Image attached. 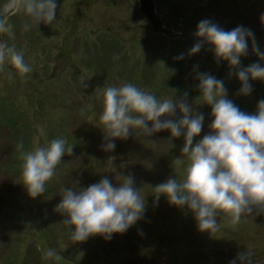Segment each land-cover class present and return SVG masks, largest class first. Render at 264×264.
<instances>
[{"label": "rangeland", "instance_id": "374dc122", "mask_svg": "<svg viewBox=\"0 0 264 264\" xmlns=\"http://www.w3.org/2000/svg\"><path fill=\"white\" fill-rule=\"evenodd\" d=\"M152 2L169 30L191 41L160 32L142 0H59L53 24L29 31L21 25L13 36L0 37L22 51L33 69L26 76L10 64L0 70V264H239L243 253L249 264H264V210L244 214L235 224L218 213L219 230L210 234L198 231L191 213L164 197L154 200L152 188L184 175L186 164L173 162L181 157L183 136L173 138L165 130L145 138L134 132L114 141V151L102 150L99 96L108 86L133 83L157 98L170 90L178 97L188 93L193 111L204 116L193 144L212 132L213 119L211 107L200 104L197 73L223 79L228 98L244 112L253 114L264 100V81H250L252 93L240 95L237 69L195 35L206 19L225 31L243 26L264 49V0ZM196 43H202L198 54L174 59ZM258 62L264 64L250 45L240 68ZM56 138L65 139L72 154L62 157L45 193L33 199L21 184V151ZM117 175L134 177L146 196L144 217L110 241L94 236L72 243L65 216L57 211L61 189L86 188L105 176L117 184ZM49 249L57 255L45 259Z\"/></svg>", "mask_w": 264, "mask_h": 264}, {"label": "clouds", "instance_id": "9594fccd", "mask_svg": "<svg viewBox=\"0 0 264 264\" xmlns=\"http://www.w3.org/2000/svg\"><path fill=\"white\" fill-rule=\"evenodd\" d=\"M59 0H0V37L13 36V15L22 14L27 20L24 30L51 25L57 19ZM195 35L210 44L218 60L227 61L237 69L239 94L250 95V81H264V64L254 63L240 68L241 58L251 51L264 61V49L248 28L237 26L225 31L211 20H202ZM196 43L185 54L174 59L183 60L201 51ZM10 64L21 76L33 71L25 62L24 53L0 39V70ZM200 104L211 107L212 132L193 144L204 124V116L193 111L188 93L157 98L133 83L102 88L99 99L102 111L100 129L105 143L102 150L114 151L116 140H127L134 132L145 138L167 130L173 138L183 136L181 157L173 162L185 165L181 179L169 178L154 188L156 202L164 197L170 206L191 213L198 231L214 233L219 230L218 213L231 217L233 224L253 210H264V100H260L253 114L242 111L228 98L223 79L208 73H197ZM23 150V143L19 145ZM73 148L63 138L51 140L46 146L39 143L30 151H21V180L31 198L41 196L47 183L56 174L62 157L71 155ZM114 184L107 176L98 183L77 190L61 189L57 211L65 216V225L72 243H84L100 236L110 241L115 234H124L140 221L146 210V196L136 188L132 175L116 176ZM57 253L49 249L45 259ZM239 264H249L248 254L238 256ZM232 264H237L233 261Z\"/></svg>", "mask_w": 264, "mask_h": 264}, {"label": "water", "instance_id": "95a60500", "mask_svg": "<svg viewBox=\"0 0 264 264\" xmlns=\"http://www.w3.org/2000/svg\"><path fill=\"white\" fill-rule=\"evenodd\" d=\"M147 11L149 18H155V27L160 31L164 32L167 36L172 37L177 40H184V41H191L190 39L186 38L185 36L174 34L171 32L156 16L154 12L153 2L152 0H142Z\"/></svg>", "mask_w": 264, "mask_h": 264}, {"label": "trees", "instance_id": "16d2710c", "mask_svg": "<svg viewBox=\"0 0 264 264\" xmlns=\"http://www.w3.org/2000/svg\"><path fill=\"white\" fill-rule=\"evenodd\" d=\"M158 4H160V0H157ZM26 21V17L22 14L13 15L10 18V23L13 25V30L16 31V28L20 27L21 25H24Z\"/></svg>", "mask_w": 264, "mask_h": 264}]
</instances>
